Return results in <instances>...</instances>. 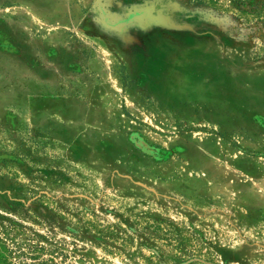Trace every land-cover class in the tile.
Here are the masks:
<instances>
[{"label":"rangeland","instance_id":"rangeland-1","mask_svg":"<svg viewBox=\"0 0 264 264\" xmlns=\"http://www.w3.org/2000/svg\"><path fill=\"white\" fill-rule=\"evenodd\" d=\"M264 264V0H0V264Z\"/></svg>","mask_w":264,"mask_h":264},{"label":"trees","instance_id":"trees-1","mask_svg":"<svg viewBox=\"0 0 264 264\" xmlns=\"http://www.w3.org/2000/svg\"><path fill=\"white\" fill-rule=\"evenodd\" d=\"M43 264V263H42Z\"/></svg>","mask_w":264,"mask_h":264}]
</instances>
